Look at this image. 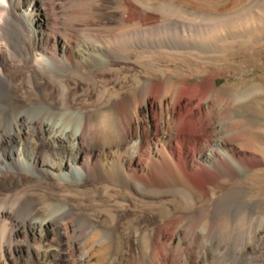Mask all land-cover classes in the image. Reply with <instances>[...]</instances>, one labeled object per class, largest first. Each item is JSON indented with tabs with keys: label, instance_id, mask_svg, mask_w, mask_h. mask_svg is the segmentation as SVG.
I'll return each instance as SVG.
<instances>
[{
	"label": "rangeland",
	"instance_id": "obj_1",
	"mask_svg": "<svg viewBox=\"0 0 264 264\" xmlns=\"http://www.w3.org/2000/svg\"><path fill=\"white\" fill-rule=\"evenodd\" d=\"M84 1L51 0L56 9L46 6L49 30L94 42L120 34L125 25L122 0H88L90 10H84ZM223 1L183 0L187 12L172 4L165 6L175 15L168 27L158 30L163 35L171 29L175 36L166 40L176 42L180 46L176 49L158 46L141 52L123 40L120 52L108 59V69L93 78H62L75 106L92 105L100 89L108 87L110 93L129 89L140 69L136 57L147 54L146 64L157 69L147 77L156 83H171L175 101L181 94L189 99L178 106L181 117L177 122L181 124L185 118L182 124L190 130L175 132L173 142L180 166L173 172L143 173L148 184L174 185L177 190L143 187L134 180L136 194L106 204L90 185L64 188L62 193L67 196L60 204L70 206V212L56 224L67 241L78 239L76 251L71 244L66 250L71 264H86L82 262L86 243L94 236L98 238L95 256L88 264H264V3ZM180 23L187 26L185 38L177 26ZM91 83H96V90ZM197 98H201L199 104ZM104 121L109 132V121ZM218 141L229 145L217 148ZM232 148L235 154L227 151ZM163 152L168 155L167 149ZM181 163L187 165V171ZM114 183L117 193L124 195ZM180 186L195 189L187 193ZM54 197L59 196L55 193ZM39 207L47 215L48 206ZM173 218L180 219L173 247L166 249L164 258L155 253L149 260L145 234L154 222ZM53 234L49 231L46 240L32 241V245L44 254L55 250L56 255L59 247Z\"/></svg>",
	"mask_w": 264,
	"mask_h": 264
},
{
	"label": "bare ground",
	"instance_id": "obj_2",
	"mask_svg": "<svg viewBox=\"0 0 264 264\" xmlns=\"http://www.w3.org/2000/svg\"><path fill=\"white\" fill-rule=\"evenodd\" d=\"M85 1L84 10H90L91 2ZM263 3L264 0H255L257 5ZM167 4L187 12L183 0H122L123 30L110 39L100 37L94 42L77 41L73 34L64 37L49 30L46 6L56 9L51 0L46 4L43 0H0V264H71L66 250L71 244L76 251L78 239L67 241L56 224L58 218L70 212V206L60 204L67 196L62 193L66 187L90 185L106 204L117 197L130 199L132 193L136 194L134 180L156 190L178 189L164 183L148 184L143 179L144 172H173L180 166L179 151L173 149L175 132L190 130L182 124L185 118L181 124L177 122L181 117L178 106L189 99L181 94L175 101L171 83L160 84L147 77L157 71L146 64L149 55L136 57L140 69L129 89L110 93L108 87H102L92 105L75 106L68 99V83L62 79H83L86 75L93 78L98 71L108 69V59L120 52L118 46L123 40L141 52L158 46L180 47L166 40L175 36L171 29L163 35L158 30L168 27L175 15L172 8L164 9ZM177 26L185 38L187 26ZM163 36L165 40L157 43ZM96 83L90 84L93 90L97 89ZM104 118L109 121V132ZM214 145L221 148L229 144L218 141ZM163 149L168 150V155ZM227 151L236 152L234 148ZM226 156L240 167L232 155ZM184 164L181 168L187 171ZM48 177L51 181L46 180ZM113 181L125 191L124 195L118 194ZM193 189L179 190L192 193ZM41 205L48 206L47 215L40 213ZM179 220L153 223L145 234L149 260L155 253L164 258L166 249L173 247ZM49 231L58 241L56 255L55 250L44 254L32 245V241L46 240ZM97 241L96 236L87 241L82 262L90 263Z\"/></svg>",
	"mask_w": 264,
	"mask_h": 264
}]
</instances>
